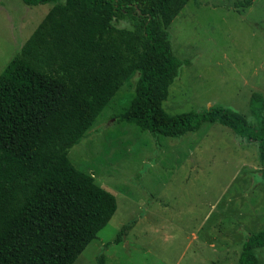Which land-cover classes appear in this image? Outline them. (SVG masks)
Instances as JSON below:
<instances>
[{"label":"trees","instance_id":"16d2710c","mask_svg":"<svg viewBox=\"0 0 264 264\" xmlns=\"http://www.w3.org/2000/svg\"><path fill=\"white\" fill-rule=\"evenodd\" d=\"M189 1L22 0L51 8L0 73V264H74L112 219L115 196L76 169L68 151L136 76L117 121L169 138L220 124L258 143L264 181L261 93L249 99L253 123L220 106L176 115L162 108L180 67L190 64L174 56L167 32ZM121 20L130 26L114 24ZM258 248L264 229L248 236L237 264H258Z\"/></svg>","mask_w":264,"mask_h":264},{"label":"rangeland","instance_id":"374dc122","mask_svg":"<svg viewBox=\"0 0 264 264\" xmlns=\"http://www.w3.org/2000/svg\"><path fill=\"white\" fill-rule=\"evenodd\" d=\"M241 1L190 0L168 27L174 56L190 64L169 87L162 104L167 114L220 106L254 122L250 96L264 97V0L236 8ZM50 8L0 0V73ZM114 24L130 26L128 20ZM137 77L123 84L68 151L72 165L117 203L74 264H237L248 236L264 229L258 143L217 123L169 138L117 121ZM255 255L264 264V248Z\"/></svg>","mask_w":264,"mask_h":264}]
</instances>
